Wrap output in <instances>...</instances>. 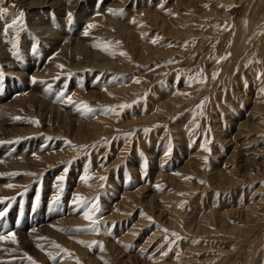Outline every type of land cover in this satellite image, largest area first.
<instances>
[{
  "label": "rangeland",
  "instance_id": "rangeland-1",
  "mask_svg": "<svg viewBox=\"0 0 264 264\" xmlns=\"http://www.w3.org/2000/svg\"><path fill=\"white\" fill-rule=\"evenodd\" d=\"M0 8V264H264V0Z\"/></svg>",
  "mask_w": 264,
  "mask_h": 264
},
{
  "label": "snow or ice",
  "instance_id": "snow-or-ice-1",
  "mask_svg": "<svg viewBox=\"0 0 264 264\" xmlns=\"http://www.w3.org/2000/svg\"><path fill=\"white\" fill-rule=\"evenodd\" d=\"M161 7H163V5H161ZM110 12L112 11V10H109ZM8 14V9L7 8H0V15H7ZM115 14V13H114ZM71 14H69V16H70ZM23 16H24V13L21 11L20 13H19V18L20 19H22L23 18ZM17 23H18V20L17 19H13L12 20V22H11V24H9V25H7L6 26V28H5V34H7V30H8V28L9 27H13V26H15V25H17ZM133 23H135V21H133ZM88 28H92V27H94V25H88L87 26ZM85 35H87L88 33H87V31H85V33H84ZM157 41L156 40H153L152 41V43H156ZM17 45H16V43L14 42L13 43V48H15ZM105 50H107V49H105ZM33 51H35V49H33ZM121 54H123V55H127V53H121ZM230 55V54H229ZM58 67H63L62 65H59ZM215 75H218V74H214V77L213 78H215ZM32 82L33 83H36V80H35V78H33V80H32ZM135 82H137V83H139L140 81L139 80H136ZM199 83H201V84H203V83H206V77H204V78H202V79H199V81H198ZM106 90V89H105ZM261 91H264V89H261ZM61 95H63V93H61ZM67 102H69V103H74L72 100H71V97H68L67 98ZM82 107H83V109L85 110V112L86 113H92L93 111H94V109H92L90 106H88L87 105V103L86 102H84L83 104H82ZM128 107H130V105H128V104H120V105H117V106H107L106 107V112H112V113H116L117 115H119L120 113L119 112H117V109H121V110H123V109H125V108H128ZM18 119V118H17ZM33 123H36L37 125L39 124V121H33ZM147 131H149L148 129H145V132H147ZM127 135L128 136H132V135H134V133H132V132H129V133H127ZM0 143H4L3 141H0ZM9 143H11V141H9ZM69 144L71 143L70 141L68 142ZM86 147V146H85ZM204 151H208V152H210L211 150L209 149V148H207V147H205L204 149H203ZM37 159H39V157H36ZM205 160H207V157H205L204 158ZM147 167V163L145 162V168ZM67 170V169H66ZM16 174H18V173H13V174H10V175H16ZM29 175H35L34 173H29ZM177 175H180L179 173H177ZM91 177H89L88 175H87V169H86V172H85V175H84V177H82V179L85 181V183H87V181L90 179ZM184 179H193V177H183ZM61 181H63L64 180V177L63 176H61L60 178H59ZM100 179H106V178H104V177H101ZM201 183H206L205 181H200ZM7 187L8 188H12L13 187V185L12 184H8L7 185ZM157 187H159V186H157ZM63 189H62V187H61V191H62ZM217 195H219V194H217ZM4 198H0V201H2ZM60 199V197L58 196V197H56L55 199H54V201H53V203H56L58 200ZM98 200H99V198L97 197L96 198V202H90L87 198H85V197H83L82 195H78L76 198H74V200H73V203L77 206V209H80V208H86V206H87V208H86V211L84 212V218L85 219H87V220H89V221H91V225H92V227H93V230H95V231H97V233H98V228H96L95 226L96 225H98V223H99V220L98 219H96V218H94L95 217V214L96 213H99L100 211H101V209H100V205H99V203H98ZM39 201V197H37V202ZM178 206H183V205H178ZM6 213H5V211H3V210H0V217H3L4 215H5ZM145 218H147V219H152L151 217H145ZM61 231H64V229H60ZM85 229H81V228H77L76 229V231H84ZM164 231L165 232H167L168 230L167 229H164ZM173 235H176L175 233L173 234ZM8 239H11V241L13 242V243H16L17 242V240H16V236H15V234L13 233V234H11V236H7V235H0V240H8ZM80 243H85V242H83V241H80ZM98 242H95V241H93V242H91L90 244H88L87 246H89V247H92V245L93 244H97ZM55 247H57V248H59L60 247V245H58V244H56V245H54ZM100 250H103V246L101 245L100 246ZM65 251H67V250H65ZM163 255H167V252H164L163 253ZM32 258L31 257H29V260H31ZM53 259H55V257H53ZM32 264H35V262L33 261L32 262ZM105 264H107V262H105Z\"/></svg>",
  "mask_w": 264,
  "mask_h": 264
},
{
  "label": "bare ground",
  "instance_id": "bare-ground-1",
  "mask_svg": "<svg viewBox=\"0 0 264 264\" xmlns=\"http://www.w3.org/2000/svg\"><path fill=\"white\" fill-rule=\"evenodd\" d=\"M2 117H3V119L5 120V117L3 116V113H5L6 114V110H8V109H6V108H2ZM8 111H10V110H8ZM5 149H7V148H5ZM2 153H3V151H2ZM4 154V153H3ZM1 167V166H0Z\"/></svg>",
  "mask_w": 264,
  "mask_h": 264
}]
</instances>
